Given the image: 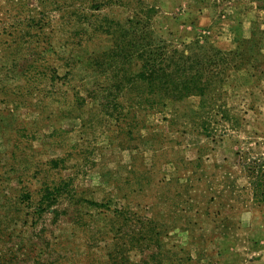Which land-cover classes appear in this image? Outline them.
<instances>
[{"label":"rangeland","instance_id":"rangeland-1","mask_svg":"<svg viewBox=\"0 0 264 264\" xmlns=\"http://www.w3.org/2000/svg\"><path fill=\"white\" fill-rule=\"evenodd\" d=\"M161 42L209 65L202 95L141 79ZM263 156L264 0H0V264H110L124 215L176 252L141 264H264Z\"/></svg>","mask_w":264,"mask_h":264},{"label":"trees","instance_id":"trees-1","mask_svg":"<svg viewBox=\"0 0 264 264\" xmlns=\"http://www.w3.org/2000/svg\"><path fill=\"white\" fill-rule=\"evenodd\" d=\"M36 24L30 26L33 28ZM30 32V31H29ZM162 44L157 45L155 52H148L141 56L142 64H141V72L139 73L142 80H146V83H149L148 86H152L153 82L151 80H156L157 84L164 89H170L169 86H174L175 90L181 92L183 94H187L190 92L201 94V91L205 90L207 81L203 80L202 73L204 70L211 71L208 66H204L202 62L198 58H196V54L198 53H184V50L187 49H177L175 47L167 48V45L164 42ZM186 47L187 45H183ZM155 49V47H153ZM217 53H213L216 55ZM112 50L109 53H96L92 60L95 64H105L109 62L113 66L115 62L112 58ZM205 55V54H204ZM110 64H108L110 66ZM166 69H168L166 71ZM111 79V86H113L116 90L125 88L127 86L126 82L123 81L126 78L125 75L117 69H113ZM215 69H213V72ZM132 76V73L127 74ZM171 95V94H168ZM175 98L179 97L177 94L173 95ZM246 175L248 179V184L250 187V191L252 197L256 196H264V156L262 161L258 163V161H252L248 166H246ZM117 217L123 215L119 211H115L114 213ZM125 218H131L136 222L142 224V227L139 229H131L128 230L127 233L121 234V225L117 227L115 230L112 239H114L113 245L114 248L112 251L108 252L107 258L110 264H141L137 260L128 258L129 251L133 250V257H138V253L136 250H142L144 245L148 243L146 241L158 240V243L155 242L156 247L160 248L158 254L160 258H156L155 253L149 254L150 260H162L167 259L169 256V252L176 253L174 250L168 251L165 249L161 243V239L158 237V234L161 232L160 224L157 222L146 219L142 221L136 215H132L130 217L124 215ZM168 236V232L164 234ZM127 236L128 238H126ZM174 246V245H173ZM162 257V258H161ZM178 259H180L178 257ZM141 262H144L142 260Z\"/></svg>","mask_w":264,"mask_h":264}]
</instances>
